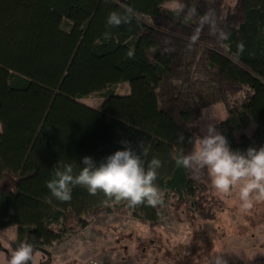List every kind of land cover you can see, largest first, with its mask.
Returning <instances> with one entry per match:
<instances>
[{"label": "trees", "instance_id": "16d2710c", "mask_svg": "<svg viewBox=\"0 0 264 264\" xmlns=\"http://www.w3.org/2000/svg\"><path fill=\"white\" fill-rule=\"evenodd\" d=\"M167 1L0 0V230L16 226L19 242L41 247L110 205L155 225L156 207L105 203L102 192L81 186L61 202L46 187L58 162L78 172L83 157L99 164L125 147L121 141L146 153L145 161L159 158L160 190L203 213L217 199L206 171L194 179L174 157L203 135L196 122L212 105L225 108L219 132L233 151L264 146V0H183L197 9L188 20L168 11ZM209 6L229 37L217 40L205 26L189 47ZM127 8L131 23L106 25L110 12ZM123 83L129 93L115 94ZM96 95L104 98L98 108L80 102Z\"/></svg>", "mask_w": 264, "mask_h": 264}, {"label": "rangeland", "instance_id": "374dc122", "mask_svg": "<svg viewBox=\"0 0 264 264\" xmlns=\"http://www.w3.org/2000/svg\"><path fill=\"white\" fill-rule=\"evenodd\" d=\"M113 92L127 95L128 83L117 85ZM243 94L244 90L230 100L237 101ZM103 99L96 95L80 102L98 108ZM211 115L215 119L210 122L219 132L226 117L224 106L202 110L196 122L202 134ZM215 193L217 199L209 198L200 213L194 206L178 205L175 196L164 191L163 204L156 206L158 220L152 226L121 214L119 205H110L106 214L85 218L84 227L70 223L62 238L35 249V264H210L217 252H224L227 264H264V203H258L251 214H243L238 188L229 195ZM17 235L16 226L0 230V243L8 253L17 246ZM0 264H7L1 252Z\"/></svg>", "mask_w": 264, "mask_h": 264}, {"label": "clouds", "instance_id": "9594fccd", "mask_svg": "<svg viewBox=\"0 0 264 264\" xmlns=\"http://www.w3.org/2000/svg\"><path fill=\"white\" fill-rule=\"evenodd\" d=\"M211 3V0H209ZM167 10L176 17L184 16L186 20L197 16V9L188 7L183 0H171ZM135 19L131 8L123 12L112 11L106 19V25L118 27L121 24L131 23ZM207 26L209 35L217 40H227L229 33L217 25L216 11L209 6L203 15L199 16L198 27L190 37L189 47L199 40L200 33ZM109 33H105V38ZM172 50V49H169ZM244 44L237 46L238 54L243 53ZM129 58L133 56L128 52ZM212 115L209 122L201 129L203 135L191 139L193 147L190 152H181L174 157L179 168L187 169L194 179H200L206 171L212 188L219 195H229L234 188H238L240 211L251 214L258 203H264V146L249 147L245 153L233 151L224 135L217 131ZM178 143H183V133L177 137ZM125 147L116 150L97 164L90 156L82 159V167L74 172L71 163L54 166V171L46 187L51 196L61 202L70 201L72 188L81 186L87 189L90 195L102 192L107 198L105 203L114 200L116 203L126 202L128 207L140 205L156 207L163 204V192L156 184L158 169L162 166L159 158L153 157L145 161L127 141H121ZM34 246L27 241H21L16 247L9 249L7 264H35ZM224 252L215 253L210 264H227Z\"/></svg>", "mask_w": 264, "mask_h": 264}, {"label": "flooded vegetation", "instance_id": "af4514ba", "mask_svg": "<svg viewBox=\"0 0 264 264\" xmlns=\"http://www.w3.org/2000/svg\"><path fill=\"white\" fill-rule=\"evenodd\" d=\"M15 243L18 245L20 242L17 239H15ZM37 248H39V247H35L34 250L37 249ZM0 252L4 255V257H5L6 261H7L8 254H9L8 250L1 243H0Z\"/></svg>", "mask_w": 264, "mask_h": 264}, {"label": "built area", "instance_id": "2783aa9c", "mask_svg": "<svg viewBox=\"0 0 264 264\" xmlns=\"http://www.w3.org/2000/svg\"><path fill=\"white\" fill-rule=\"evenodd\" d=\"M243 97H244V94H243Z\"/></svg>", "mask_w": 264, "mask_h": 264}]
</instances>
